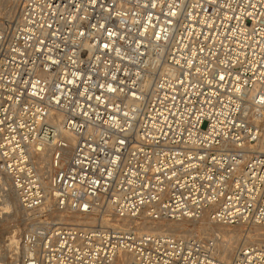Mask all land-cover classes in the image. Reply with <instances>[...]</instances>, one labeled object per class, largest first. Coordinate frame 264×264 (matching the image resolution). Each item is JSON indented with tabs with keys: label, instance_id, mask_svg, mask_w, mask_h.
I'll return each instance as SVG.
<instances>
[{
	"label": "built area",
	"instance_id": "built-area-1",
	"mask_svg": "<svg viewBox=\"0 0 264 264\" xmlns=\"http://www.w3.org/2000/svg\"><path fill=\"white\" fill-rule=\"evenodd\" d=\"M0 169L28 211L4 264H264V244L224 260L204 234L102 222L264 225V0H21Z\"/></svg>",
	"mask_w": 264,
	"mask_h": 264
},
{
	"label": "bare ground",
	"instance_id": "bare-ground-1",
	"mask_svg": "<svg viewBox=\"0 0 264 264\" xmlns=\"http://www.w3.org/2000/svg\"><path fill=\"white\" fill-rule=\"evenodd\" d=\"M7 1V0H5ZM21 2V0H17ZM19 4L13 7L12 12L9 14L8 19L14 18L19 10ZM18 7V8H17ZM11 9V8H10ZM16 9H18L16 11ZM6 10V9H5ZM9 11V10H8ZM16 11V14L14 12ZM16 19V18H15ZM10 21V20H8ZM66 155L69 156L70 152L67 150ZM65 155V156H66ZM27 211V210H26ZM20 206V201L17 193L12 190L8 183V178L1 172L0 169V214H4L7 218L13 217L21 213L22 222H25L24 228L27 225L26 212ZM110 210H106V213L102 216V222L105 225H112V227L119 225L133 226L140 228L147 232H166L170 234H191L198 233L209 236L216 243V249L219 257L224 260L231 259L234 254L244 246L249 244H264V225L257 224L254 222H239L235 224L231 223H219L211 219L208 212H205L202 217L197 219L181 218V219H170L152 221L146 218L132 219L120 218L116 214L112 217L109 216ZM2 216V215H1ZM16 217V216H15ZM5 219L4 217H2ZM11 219V218H10ZM9 219V220H10ZM1 220V219H0ZM7 220V221H9ZM76 220H79L76 218ZM4 221V220H3ZM191 223L192 228H188V224ZM3 226V225H2ZM230 226H234L233 229ZM4 227V226H3ZM8 226H6L7 229ZM14 229L9 231V247L16 248L18 238ZM200 231V232H198ZM8 232V230H7ZM2 257H0V264L2 263Z\"/></svg>",
	"mask_w": 264,
	"mask_h": 264
},
{
	"label": "rangeland",
	"instance_id": "rangeland-1",
	"mask_svg": "<svg viewBox=\"0 0 264 264\" xmlns=\"http://www.w3.org/2000/svg\"><path fill=\"white\" fill-rule=\"evenodd\" d=\"M20 2L17 0H0V21L2 20H12L11 18L8 19L9 14L12 12L13 7L16 4H19ZM11 8V9H10ZM18 8V7H17ZM6 9V10H5ZM9 10V11H8ZM18 9H16L17 11ZM11 11V12H10ZM16 11L14 12L13 15L16 14ZM13 18V17H12ZM2 215V216H1ZM16 216V217H15ZM2 217H4L5 219H3ZM11 218V219H10ZM10 218H7L6 216H4V214H0V247L4 246L6 243L9 242V231L11 229H14L16 231V236L17 238H19V235L21 233V231L24 229L25 226V222H22V215L21 213L14 215L13 217L11 216ZM10 219V220H9ZM4 220V221H3ZM9 220V221H7ZM4 227H3V226ZM192 224L189 223L188 224V228H192L191 226ZM6 226L7 229H6ZM234 226H230V228L233 229ZM8 230V232H7ZM14 231V232H15ZM200 232V231H198ZM196 233V232H195ZM190 234V233H189Z\"/></svg>",
	"mask_w": 264,
	"mask_h": 264
}]
</instances>
